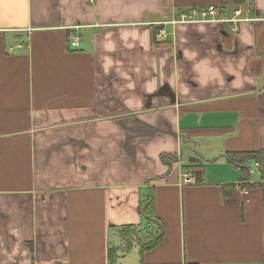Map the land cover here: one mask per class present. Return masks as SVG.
<instances>
[{
  "label": "crops",
  "instance_id": "0c3cea01",
  "mask_svg": "<svg viewBox=\"0 0 264 264\" xmlns=\"http://www.w3.org/2000/svg\"><path fill=\"white\" fill-rule=\"evenodd\" d=\"M209 5L258 20L155 42ZM247 152H264V0H0V264H264V160H227Z\"/></svg>",
  "mask_w": 264,
  "mask_h": 264
},
{
  "label": "built area",
  "instance_id": "2783aa9c",
  "mask_svg": "<svg viewBox=\"0 0 264 264\" xmlns=\"http://www.w3.org/2000/svg\"><path fill=\"white\" fill-rule=\"evenodd\" d=\"M258 19L249 18L243 14L242 10H235L232 16H226L222 7L209 5L206 7H191L179 11L173 18L158 23L162 27L156 34L155 42H166L169 33L165 29L166 26L176 27L179 25H226L230 24L233 31L239 30V25L243 22L257 21ZM80 37L76 33L70 35V47L73 50L80 48ZM259 166V164H256Z\"/></svg>",
  "mask_w": 264,
  "mask_h": 264
},
{
  "label": "trees",
  "instance_id": "16d2710c",
  "mask_svg": "<svg viewBox=\"0 0 264 264\" xmlns=\"http://www.w3.org/2000/svg\"><path fill=\"white\" fill-rule=\"evenodd\" d=\"M227 160L237 166L240 167L241 169L245 171L248 170V168L245 166L248 162L251 161H255L258 164L261 163L264 160V152H247V153H233V154H228L227 155ZM161 161L163 163H165L166 165H170L174 162H177V157L174 155H161ZM236 189L235 186H227L225 187V194L228 196L231 194V192H233ZM152 201H149V204L145 205V207L143 208V215H145V217L151 213V215L153 214V204L151 203ZM147 217L145 218V227H147V229H151V221L147 220ZM149 218H151L149 216ZM154 223L158 222V220L155 218L154 219ZM153 223V222H152ZM144 227V228H145ZM159 229H160V234L155 237L154 239L151 240L150 243L143 245V247L141 248V252H145L148 250H151L153 248H155L156 246H158L162 240H163V236H164V229L162 226L159 225ZM158 229V231H159ZM121 236L123 237V240L125 242V247L127 250H131L132 246H133V237H134V229L133 228H125L121 231ZM109 260H110V264H116V251L115 250H110L109 251Z\"/></svg>",
  "mask_w": 264,
  "mask_h": 264
},
{
  "label": "rangeland",
  "instance_id": "374dc122",
  "mask_svg": "<svg viewBox=\"0 0 264 264\" xmlns=\"http://www.w3.org/2000/svg\"><path fill=\"white\" fill-rule=\"evenodd\" d=\"M148 226H146L145 228H143L141 231H140V236H138V240L141 241H147L149 240V234L150 232L152 231V229H147ZM133 240H134V237H133Z\"/></svg>",
  "mask_w": 264,
  "mask_h": 264
},
{
  "label": "water",
  "instance_id": "95a60500",
  "mask_svg": "<svg viewBox=\"0 0 264 264\" xmlns=\"http://www.w3.org/2000/svg\"><path fill=\"white\" fill-rule=\"evenodd\" d=\"M234 3L237 5H242L245 3V0H234Z\"/></svg>",
  "mask_w": 264,
  "mask_h": 264
}]
</instances>
